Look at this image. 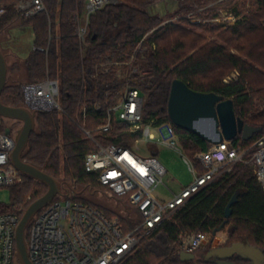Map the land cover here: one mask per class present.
<instances>
[{"label":"trees","instance_id":"trees-1","mask_svg":"<svg viewBox=\"0 0 264 264\" xmlns=\"http://www.w3.org/2000/svg\"><path fill=\"white\" fill-rule=\"evenodd\" d=\"M1 1L6 4L7 13L0 19V36L20 19L33 27L34 47L47 50L45 53L32 51L20 66L27 82L7 83L1 100L7 106L26 107L24 85L47 79L59 82L62 110L37 114L36 128L23 159L63 185H77L91 191L99 188L110 194L97 182L96 175L86 171L85 159L98 150V145L130 146L138 137L129 134L128 126L118 121L113 123L109 133L98 131L108 107L117 103L127 86L140 90L145 122L154 120L157 126H172L184 153L191 159L197 153L207 152L212 144L175 126L170 120L168 103L175 80L185 82L193 91L232 99L237 117L247 125L262 127L264 133V0H257L259 5L255 12L221 34V39L237 53L217 43L204 44L200 35L180 26L158 29L136 52L143 38L163 22L162 18L148 12L155 0H118L115 4H107L90 17L88 34L83 41L76 29L78 21L86 14L87 0H45L47 11L32 18L18 14L17 0ZM188 9L187 5L179 7L175 14ZM153 42L156 49L152 48ZM132 57L135 61L131 67L110 65L126 63ZM14 65L16 67L19 62L16 60ZM235 70L240 73L238 81L225 84L224 78ZM97 104L101 106L99 112L95 109ZM84 106L88 111L86 128L95 142L87 139L80 128ZM3 120L8 119L1 117L0 133L10 129L3 125ZM259 136L255 135L254 140ZM251 143L244 142L241 137L235 140V144L242 147ZM198 168L202 174V168ZM239 190L248 193L233 206L228 223L233 243L228 247L243 243L264 251V191L253 172L238 165L235 171L223 175L195 195L176 214L173 222H166L150 233H139V242L132 251L134 255L128 253L119 264H215L213 259L206 262L204 257L199 258V250L195 253L196 260L182 262L179 257L181 238L214 233L224 223L226 207ZM47 191L46 185L23 175V183L10 189L11 200L5 209L22 219L28 207ZM112 198L117 201L114 196ZM67 199L97 208L109 217L106 211L76 192ZM122 203L136 211L125 199ZM122 222H125L122 224L125 233L136 226L131 221ZM30 227L31 224L26 232L27 240ZM231 261L250 264L240 257Z\"/></svg>","mask_w":264,"mask_h":264},{"label":"built area","instance_id":"built-area-1","mask_svg":"<svg viewBox=\"0 0 264 264\" xmlns=\"http://www.w3.org/2000/svg\"><path fill=\"white\" fill-rule=\"evenodd\" d=\"M111 0H87L84 22L77 23L76 34L83 41L88 34L90 17L103 9ZM179 7L188 6V10L173 19L163 21L159 27L149 32L138 45L136 52L155 31L171 24L188 27L235 25L240 17L235 6L239 0H177ZM1 3V0H0ZM24 3V2H22ZM231 7H229V5ZM19 7V5H17ZM22 9L27 18L36 17L47 11L45 0H27ZM20 6V8H21ZM7 13L0 4V19ZM156 49V44L152 43ZM33 51L47 52L34 47ZM135 59L132 57L131 62ZM127 63L114 62L118 67ZM129 64V63H128ZM136 72V70H134ZM236 72L223 82L230 84L238 81ZM60 84L47 79L40 83L23 86L26 107L36 114L61 111L59 103ZM144 99L138 88L127 86L122 97L115 105L108 107L106 118L98 131L106 134L118 121L128 126V133L138 136L130 146L98 145V150L89 153L85 159V169L97 177V182L108 189L110 194L123 201L125 199L140 218L134 229L125 233L118 218L111 219L97 208L75 202L67 197L57 196L42 209L31 222L28 253L33 264H119L139 242L138 234L150 233L162 224L171 222L174 216L188 202L218 178L231 173L234 167L242 165L250 169L264 191V133L247 147L234 141H223L212 145L207 152L197 153L193 159L186 156L175 129L170 125H155V121L145 122L143 115ZM101 111V106H95ZM88 111L84 106L80 128L86 138L93 140L87 130ZM162 144L182 155L183 162L193 176L192 182L170 200H162L155 195L156 189L168 174L167 168L154 155V145L158 136ZM15 133H0V192L12 189L23 183V175L12 165L11 155L15 149ZM171 139V141H168ZM148 145V155L143 154L140 145ZM180 146V147H179ZM203 173L200 174L199 168ZM31 200V197H28ZM6 205L0 200V264H15L16 230L21 221L15 213L6 211ZM209 234L197 233L187 237L182 243L181 252L196 253L208 241ZM215 249V248H214Z\"/></svg>","mask_w":264,"mask_h":264},{"label":"water","instance_id":"water-1","mask_svg":"<svg viewBox=\"0 0 264 264\" xmlns=\"http://www.w3.org/2000/svg\"><path fill=\"white\" fill-rule=\"evenodd\" d=\"M118 0H111L110 3H117ZM8 83V60L0 49V116L2 118L19 121L21 129L15 136V149L11 155L12 165L24 176L34 179L48 187L47 193L40 199L34 201L25 211L16 230V257L20 264H33L29 258L26 232L34 217L47 207L57 196L68 197L73 193L70 185L65 187L54 177L41 171L37 167L27 163L23 159L31 135L36 128L35 112L27 107H11L5 105L1 96ZM169 118L172 123L189 132H192L212 145L223 141H234L241 137L244 142H250L255 135L263 131L262 127H254L245 124L237 117L235 105L232 99L215 93H200L193 91L181 81L175 80L172 84L168 103ZM6 134L10 135L11 130L7 129ZM247 190L237 191L225 210L224 223L214 231L215 237L229 223L233 213V206L239 202V198L247 194ZM117 201L121 202L120 199ZM204 247V246H203ZM182 262L196 260L195 253L181 252L179 255ZM234 257H240L250 264H264V251L253 245L235 243L230 247H218L208 251L205 261L213 259L215 264H235L231 261Z\"/></svg>","mask_w":264,"mask_h":264},{"label":"rangeland","instance_id":"rangeland-1","mask_svg":"<svg viewBox=\"0 0 264 264\" xmlns=\"http://www.w3.org/2000/svg\"><path fill=\"white\" fill-rule=\"evenodd\" d=\"M26 3L27 0L16 1L15 8L18 14L21 15V17L24 16L23 15L24 12L22 10L24 8H22L23 6L21 5L23 4L26 5ZM0 4L6 7L4 1H1ZM17 5H19V7ZM179 5L180 4L177 0H155L154 5H152L148 9V12L151 15L160 17L162 18L163 21H166L169 19H173L176 16L175 13L178 11ZM231 5L232 4H230L229 7H231ZM258 5L259 3L257 2V0H239L237 4L236 3L233 4V7L235 6L237 15L240 17V20L235 25H237L239 22L244 21V19L247 16L249 17L250 13L255 12L258 9ZM180 14L182 13H179V15ZM81 22H84V19H82ZM235 25L226 28L221 26L188 27V26L174 25V24H171L169 26L183 27L188 31L200 35L204 39V44L217 43L219 45L225 46L232 53H237L234 49L227 46L226 42L223 39H221V34ZM0 49L8 60V85L19 84V83L25 84L27 82V79L20 66H22L21 63H23L30 56V54L34 49L33 27L21 22V20L18 19L12 26H10L9 28L5 29L2 32L0 36ZM16 60L19 62V65L14 67L15 66L14 62ZM131 60L126 62L127 64L125 65V67L128 66L131 67L133 65L135 59L132 62ZM236 72L240 75L239 71L235 70L230 74H228L226 77H228L231 74H235ZM136 73H138L137 70ZM123 92L124 90H122V92L120 93L118 100L122 97ZM260 112H262V109L258 110V112H256L255 114L257 115ZM0 123H1V116H0ZM3 125L6 126L7 128L12 129L15 132V134L22 127V123L12 120H3ZM153 133L156 134L157 136L159 135L158 131L156 130H153ZM168 141H171V139H169ZM159 142H161V138H159L158 136V142L154 145L155 146L154 151L156 152V156L159 159V161L167 168L168 174L164 177L163 183L156 189L155 195L158 198L167 201L170 200L174 194L181 191V189L184 186L189 184L193 180V176L189 172L186 164L183 162L182 155L179 152L171 149L167 145ZM132 144L133 142L130 145ZM140 148L143 150L144 155L149 156L147 151L149 148L148 145L142 143L140 145ZM235 169L236 167H234L233 171H235ZM64 186L68 187L66 185ZM72 186L71 188L75 189L73 190L74 193L76 192L77 194L82 195L84 200L90 201L94 205L102 208L103 211L107 212V214L111 219L118 218L121 224L123 225L125 222H122V220L131 221L134 224L140 222L139 216L132 209L123 205L122 201L119 202L114 200L111 194L106 193L104 190L95 188L94 191H91L88 188L87 189L82 188L77 185L73 187ZM0 200L6 206L10 204L11 192L9 189L0 192ZM174 218L172 219L171 222L174 221ZM230 231H231V226L227 225L215 237L213 236V233L209 234L208 241L205 243L203 249L202 250L200 249L198 252V257L203 258L208 251L214 248L228 247L229 245H231L233 241L230 239ZM188 236L190 235L183 236L181 238L182 243L187 239ZM134 249L135 247L133 248V250ZM131 252L128 255L130 256L134 255L135 251L132 253Z\"/></svg>","mask_w":264,"mask_h":264},{"label":"crops","instance_id":"crops-1","mask_svg":"<svg viewBox=\"0 0 264 264\" xmlns=\"http://www.w3.org/2000/svg\"><path fill=\"white\" fill-rule=\"evenodd\" d=\"M191 182H192V181H191ZM191 182H190V183H191ZM190 183H189V184H190ZM189 184H187V185H189ZM187 185H186V186H187ZM186 186H184V187H186ZM184 187H183V188H184ZM183 188H182V189H183ZM182 189H181V190H182ZM179 192H180V191H179ZM179 192H177V193H179ZM177 193H176V194H177Z\"/></svg>","mask_w":264,"mask_h":264},{"label":"flooded vegetation","instance_id":"flooded-vegetation-1","mask_svg":"<svg viewBox=\"0 0 264 264\" xmlns=\"http://www.w3.org/2000/svg\"><path fill=\"white\" fill-rule=\"evenodd\" d=\"M202 249H203V247L201 248V250H202ZM204 258H205V255H204ZM211 260H212V259H211ZM211 260H210V261H211Z\"/></svg>","mask_w":264,"mask_h":264}]
</instances>
